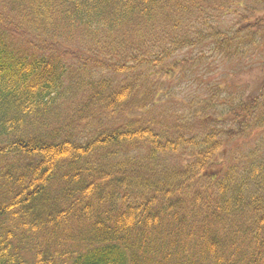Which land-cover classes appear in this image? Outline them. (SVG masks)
<instances>
[{
  "label": "trees",
  "instance_id": "16d2710c",
  "mask_svg": "<svg viewBox=\"0 0 264 264\" xmlns=\"http://www.w3.org/2000/svg\"><path fill=\"white\" fill-rule=\"evenodd\" d=\"M0 264H264V0H0Z\"/></svg>",
  "mask_w": 264,
  "mask_h": 264
},
{
  "label": "rangeland",
  "instance_id": "374dc122",
  "mask_svg": "<svg viewBox=\"0 0 264 264\" xmlns=\"http://www.w3.org/2000/svg\"><path fill=\"white\" fill-rule=\"evenodd\" d=\"M234 19L235 18H233L232 21ZM75 49H77V48H75ZM80 52H81V54H83V53H86L87 51L85 49H82V50H80ZM71 59L73 62H78L77 59L73 60L72 57H71ZM193 71L194 70H192L191 72H193ZM243 71L232 74V73H230L228 68L224 69L223 67H220L213 72V75L217 81L220 80L222 77H225L229 83L233 82L235 84L236 88L243 89L245 91L255 92L259 88V86H261V81H262L263 77H259V75L262 71L260 69H258L256 66H254L253 69L248 70L247 72H243ZM108 75H109V73L107 74V76ZM192 76L196 77V74H192ZM157 77H158V80H163V82H156L158 85H160L159 90L161 91L162 94L166 93L168 95V97H171V95L173 93H175L176 96H173V97L181 98L180 94H179L180 87L179 86L176 87V84L180 85L181 82L185 83L188 75H184L183 73L177 72L176 76L172 77V78H168V76H157ZM181 77L183 78V80ZM202 79H205V77H202ZM164 80H166V81H164ZM199 83L200 82H198V83L195 82L194 86L197 87L199 85ZM200 89H204V85ZM195 90H196V88H195ZM181 96H182V93H181ZM159 97H161V95ZM164 107L165 106H163L161 104L158 107V109L164 110ZM156 114H157V112H156ZM101 118L104 119L105 117L102 116ZM121 119H122V116L116 117L115 119L110 118L109 119L110 120L109 125L111 126L113 124H119ZM91 123H93V125H95V126L98 125L97 119H95L94 122L91 121Z\"/></svg>",
  "mask_w": 264,
  "mask_h": 264
}]
</instances>
